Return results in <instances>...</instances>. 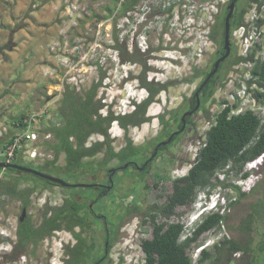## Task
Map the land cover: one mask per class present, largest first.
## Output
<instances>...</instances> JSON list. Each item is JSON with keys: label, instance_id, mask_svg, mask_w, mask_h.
<instances>
[{"label": "rangeland", "instance_id": "obj_1", "mask_svg": "<svg viewBox=\"0 0 264 264\" xmlns=\"http://www.w3.org/2000/svg\"><path fill=\"white\" fill-rule=\"evenodd\" d=\"M168 1L171 2L172 0H140L132 11L125 15L116 16L115 21H113L112 18L97 19V16L106 13L104 5L109 0H0V47H2L0 52V127L2 124L8 125L21 114H27L38 109L47 101H50L47 119L48 121H56L55 109L63 87L73 86L76 81L77 86L83 88L96 78L95 66L86 67L85 57L89 61L100 60L106 76H108L106 78L107 89H100L103 91L101 98H105V103H114V98L120 91L118 90V77L116 76V53L111 45L116 37L125 39L126 48H129L131 42L135 41L140 52L146 45H156L158 41H161L160 33L163 16L161 6ZM227 1L221 4L220 11L213 24L203 25L204 22L201 23L198 20L192 23L188 11L185 10L183 15L186 19L183 22V28L178 32L182 39L180 47L185 48V53L179 58L181 61L177 66L170 61L150 60L152 67H161L164 70L163 73H149L153 76L154 81L155 77H158L160 81H166L174 75H177L178 78L187 76L190 75L192 67L203 69L206 66L218 44L216 40L209 37L213 41L214 49L206 50L204 47V41L206 40L204 31L207 29L211 31L218 16L222 13V8L227 5ZM183 2L190 3L187 0ZM247 2L248 0H240L239 5H245ZM117 5L119 6V3ZM248 10L244 14L242 23ZM116 13L117 11L114 12V14ZM118 24L120 25L119 35H117ZM136 28L140 30L135 31ZM137 31L139 34L136 37L135 33ZM53 42L59 43L54 49L50 47ZM83 56L85 59H81ZM66 57H70L71 61L73 60L71 62L72 66L64 64ZM241 67L243 68V66ZM133 68L137 69V66ZM86 69L88 70L86 71ZM170 69L175 72L168 73L167 71ZM232 70L229 75L232 82H229L226 87H220L221 92L215 91L218 97L221 93L225 95L229 91L237 90L240 86L239 76L234 72V69ZM70 77L74 78L70 79ZM135 85V81H132L131 87L126 86L130 97L140 98L145 96L146 92ZM192 87L193 83L184 81L178 87L162 91L159 98L153 100L147 107L146 112L150 117L149 121L130 129L129 135L133 140L138 142L155 133L159 128L158 116L175 107L181 96L188 95ZM125 103L127 104L126 101ZM120 106L121 109L117 106L113 107V111H127L129 109L128 106ZM105 110L106 107L103 108V111ZM255 112L261 118L264 117V105L261 108H255ZM206 122L207 119L201 115L196 117L195 129L200 134H202ZM110 126L111 136L121 137L123 129L118 123L113 121ZM196 145H199V143H196ZM195 147L193 146L192 153ZM62 163L61 156L57 165ZM242 169H248L246 164L243 165ZM0 176L4 178L7 175L0 173ZM250 177L249 175L248 178ZM251 179H254V177ZM218 180L223 182L224 185L228 183L238 185L244 191H247L250 185H247L248 179L242 182L234 172L229 176L219 172L210 181L216 186ZM30 184L33 185V189L37 194H32L34 198H32L28 210L32 221L37 223L43 203L45 201L49 204L60 203L66 197L68 190L66 187L53 185L42 187L39 183L31 180L20 181L18 186L22 187ZM224 185L220 184L221 188ZM209 186L212 185H207L205 189ZM219 193L225 201L224 205L219 206V212L226 214V220L221 222L218 227L202 233L196 241L191 243L188 254L192 258V264H197L194 251L199 246L202 247L210 237L216 236V242L218 243L222 237L226 236L229 227L236 226L239 217L249 206L247 197L242 196L234 202L231 210H228L231 197L236 195L235 191L229 188L226 192L221 189ZM197 194L198 191L196 196ZM176 209L177 212L182 214L173 219L183 222L187 215L191 213L192 205ZM19 212V203L15 199L8 202L5 208L0 211V261L2 255L10 250V242L14 240L15 220ZM55 235L39 241L33 247L28 246L24 254L20 255L15 261L2 264H63L65 260L62 253L63 245L71 240V236L65 231L58 232ZM151 235L152 227L150 224L142 221L138 222L137 219L131 221L125 226V237L113 246L111 250L112 261L109 264H141L143 253L139 248V243L142 239L150 238ZM208 249L212 253V259L205 261L204 264H228L229 258L232 257L225 246L217 252L211 247ZM252 256L255 260L254 264H264L263 254Z\"/></svg>", "mask_w": 264, "mask_h": 264}, {"label": "flooded vegetation", "instance_id": "obj_2", "mask_svg": "<svg viewBox=\"0 0 264 264\" xmlns=\"http://www.w3.org/2000/svg\"><path fill=\"white\" fill-rule=\"evenodd\" d=\"M167 3L164 4V7L161 6V14L163 15L160 33L161 41H158L156 45H146L141 51L143 55L138 54V48L134 41L127 48L131 55L130 57H126L123 54V49L126 45L125 39L115 38L113 49L116 53V76L118 77V90L120 93L114 98V103H105V98H101L103 93L101 90H105L108 87V83L106 82L108 76H106L100 60L89 61L85 57L86 67L95 66L96 78L91 80L83 88L85 92H88L92 90L95 82L98 83V95L95 98H99L101 101L102 106L99 108L101 115L108 114L109 110L113 111V107L117 106L121 109L120 105L127 106L129 102L136 100L135 97H130L126 89L127 85L131 87L132 81H135V86L146 92L145 96H141L139 99V102H142L147 97V88L142 84V81L147 82L153 89L162 87L155 93L153 97V100H155L159 98L162 91L164 92L172 87H178L184 81L189 83L185 78H189L196 73L194 67H192L190 75L179 78L177 75H174L166 81H160L158 77H155L154 81L153 76L149 74L151 72L155 74L164 72L161 67H152L150 60L170 61L177 66L181 61L179 58L185 53V48L180 47L182 39L178 33L183 28L184 17L174 18L172 15L174 4ZM119 26L118 24L117 35L120 34ZM138 29L136 28L135 31ZM138 34L139 32L137 31L135 36L137 37ZM218 57L220 56H212L203 69L197 68L199 69V74L190 82L193 83L190 93L181 96L180 101L175 107L168 109L165 114H161L163 115L162 119L159 117L161 115L158 116L159 128L152 135L138 142L134 141L129 135L130 129L149 121L150 117L146 111L150 102L143 116L139 117L134 115L126 117L129 121L125 125L127 132L122 128L123 134L119 138L111 136L109 132L111 123L107 120L103 121L102 125L106 127L107 133L104 132L103 127H89L90 130L84 142L87 150L83 152L81 160L75 167L66 169L58 168L56 165L51 164L52 155L50 153L49 156L47 154L48 151H46L45 156L35 161H23L20 158L13 161L12 163L24 165L46 174L61 178L65 177L64 179L68 182V186L58 184L53 186L66 187L68 193L58 204H49L45 201L42 205L40 218L37 223L32 221L28 210L29 204L32 202V198H34L32 194L36 193L34 189L28 196L27 204H25L24 197L17 199L20 212L16 215L14 240L10 242V248H13V245L16 243V229L22 228L27 220L30 219L33 227H35L42 224L44 217L48 219L53 215V209L46 216L43 215L46 204L51 205L53 208L56 205L69 203V206L74 204L78 207L77 214L75 215L76 222L72 225V221L70 222L67 219L60 226H55V222H52L53 227L50 233L44 235L41 240L56 236L55 234L58 232H68L71 240L63 245L62 251L65 260L68 258V254L64 252L65 246L75 247L79 243V238H83L85 240V251L90 256L87 259L84 257L79 264H109L112 261L111 250L113 246L125 237V226L134 219H137L138 222L142 220L141 212H135L133 210L134 207L145 209L147 206L154 204H166L171 200L175 183L183 185L191 181L192 168L197 161L199 149L196 143L198 144L201 141V134L195 129L196 117L201 115L207 121H211L210 127H212L216 124L218 115L226 108H228L226 112L228 118L244 112H234L227 99H225L226 95H222L221 99L217 100L214 93L212 96L213 100L210 99L207 102L204 100L205 93L212 85V82L209 83V79L213 75L204 84L203 82L208 73L213 69ZM134 66H137V69H134ZM167 72L174 73L175 71L170 69ZM217 72L218 76L225 77L223 82L226 87L231 80L229 78L231 70H227L226 66H218ZM241 80L243 81L242 78ZM249 80L245 81L248 92L263 106L264 79L261 78L258 82L253 81L248 85ZM196 91L198 95H196ZM197 104L198 107L195 109ZM104 107H106L105 111H103ZM206 109L209 110V116L205 114ZM128 111L130 110L113 112L118 115H125ZM253 113L258 115L255 112ZM141 117H145V120L139 125L132 124ZM96 118L97 116L94 117V119ZM191 133L193 134L191 135ZM193 146H196L195 149L197 150L195 155L191 152ZM109 147H113V150H109ZM242 167L239 168L238 165L232 166L228 162L224 167L219 168L215 172V175L222 172L226 176L234 172L242 182L247 180L249 175L252 178L254 177L247 191L241 190L240 186H235L232 183L225 185L226 188L234 190L236 194L231 197L228 210H231L232 205L239 197H247L249 200V206L239 217L236 226L229 227L226 236L222 237L216 243L220 244L224 241L227 249L232 250V257L229 258L230 264L242 263L249 254L259 255L264 253V160L257 166V169L247 171L243 170ZM2 173H5L7 176L4 178L0 176L1 180H14L16 177L18 185L20 181L24 180L39 183L42 187H49L53 183L30 172L20 170L15 172L5 168ZM22 187H33V185H23ZM195 198L196 196H194L192 202ZM179 207L182 206L179 205L177 208ZM49 229L50 224L48 227L47 225L45 227L46 231ZM116 234L118 235L117 238H115ZM29 246L33 247L35 245L29 244ZM213 246L211 247L212 249ZM206 250L211 252L208 248ZM22 254H24V251ZM4 255L5 253L1 257L0 264L8 262L4 261ZM16 259L17 257L14 256L12 261Z\"/></svg>", "mask_w": 264, "mask_h": 264}, {"label": "trees", "instance_id": "obj_3", "mask_svg": "<svg viewBox=\"0 0 264 264\" xmlns=\"http://www.w3.org/2000/svg\"><path fill=\"white\" fill-rule=\"evenodd\" d=\"M140 0H109L104 5L105 14L97 16L99 20L112 18L115 21L116 16L125 15L132 11ZM231 0L227 1V4ZM257 0H248L244 5H239L240 0H237L232 16L230 18V39L232 30L239 26L244 18V14L251 7L252 3ZM119 3V6L117 5ZM117 11L116 14L114 12ZM227 13L226 6L222 8V13L218 16L216 23L212 27L208 36L217 42V48L212 56H221L224 53V18ZM264 23L263 18L258 20V24ZM231 41V40H230ZM114 48V45H111ZM2 47H0V52ZM138 54L143 55L139 50ZM123 54L130 57V52L124 46ZM248 60H253V52L244 57L237 54V49L231 41L230 53L221 63L220 67L226 66L227 70L234 69L235 66L240 65ZM226 64V65H225ZM196 73L189 78H185L188 82L199 74V69L194 66ZM251 82H258L259 79H264V60H255L251 67ZM215 78H217L215 80ZM212 82L209 90L205 93L204 100L207 102L212 99L213 94L219 87H224L223 77L215 73L210 79ZM142 84L147 88V97L144 101L135 103L134 109L128 111L125 115L115 114L109 110L106 115L99 113V108L102 106L100 99L95 98L98 95V83L93 84L92 90L85 92L84 88H78L75 85H67L63 87L60 97L57 101L55 109L56 123L50 120L49 125H44V132L51 133V138L45 140L44 149L51 153L52 158L50 163L56 165L58 168L75 167L81 160L83 152L87 150L84 145L89 127L100 126L103 127L104 132L107 133L106 127L102 126L103 121L107 120L109 123L116 121L121 128L127 132L125 125L127 124L128 116H143L147 105L153 101L155 93L162 87L153 89L147 82L142 81ZM234 107L236 104L233 105ZM228 108L224 109L217 118L214 126L210 127L205 132V138L202 145L198 149L197 161L192 168V179L183 185L175 183L173 192L171 194L170 202L166 204H154L147 206L145 209L141 207H134V211H140L142 214V222L148 223L152 227V235L150 238L142 239L139 243V248L143 253V261L141 264H192V258L188 254V249L192 242L204 232L218 227L221 222L226 220V214L219 211L207 215L202 222L193 231V235L181 239L184 231V224L174 217L180 216L181 212H177L176 208L180 206H188L191 204L196 191L199 188H204L207 185L214 186L211 183V178L215 172L224 167L228 162L232 166L238 165L239 168L251 160L256 159L264 153V118L253 113L252 110H246L243 113H238L227 117L226 112ZM206 116H209V110L206 109ZM25 114L16 117L15 120L22 121ZM97 116L96 119L94 117ZM161 119L163 115L159 116ZM145 117L139 118L135 123L139 125ZM86 128V129H85ZM13 133L12 129L9 132L0 136V149L9 142V135ZM201 138V136H200ZM113 150V147H109ZM62 156L63 163L57 165L59 158ZM0 161H4L0 157ZM5 169L0 168V173ZM7 170L15 171V169L7 168ZM218 184L224 185L223 182L217 181ZM216 183V184H217ZM52 185H57L52 183ZM33 191V187H19L17 178L14 180L0 179V211L5 208L6 204L11 200L25 198V204L28 203V196ZM25 193L24 195H22ZM182 194V196H180ZM53 209L54 212L48 219L44 217L42 224L33 227L32 222L26 221L22 228L15 231L17 237L13 248L5 253L4 261H12L13 257L17 258L29 246V244L36 245L44 235L49 234L53 227L60 226L65 220L72 221V225L76 222L75 215L77 209L74 204L69 206V203L63 205H56L52 208L51 205L46 204L43 215L46 216L49 211ZM50 224V229L45 230ZM117 234L116 237L117 238ZM114 238V239H115ZM79 243L75 247L65 246V254L68 258L63 264H79L84 257L89 258L90 254L86 253L85 240L79 238ZM222 241L220 244L213 246L214 251H219L223 246L226 247ZM229 254L232 255V250L229 249ZM264 255V253H262ZM249 254L245 260L240 264H254L255 260ZM212 259V253L203 249L197 259V264H204L205 261Z\"/></svg>", "mask_w": 264, "mask_h": 264}, {"label": "built area", "instance_id": "obj_4", "mask_svg": "<svg viewBox=\"0 0 264 264\" xmlns=\"http://www.w3.org/2000/svg\"><path fill=\"white\" fill-rule=\"evenodd\" d=\"M183 1L186 0L168 1V3L174 4V8L172 10L173 17L177 19L178 17L183 16L185 21L186 17L183 13L187 10L189 13V19L192 23H195V20H198V22H204L203 25H205L210 23L213 24L215 22L216 16L220 11V6L226 0H187L190 1L189 4L184 3ZM162 7H164V4ZM263 16L264 0H257L253 2L249 8L244 22L234 28L231 33L230 40L236 47L237 54L239 56L246 57L253 52V60H248L234 67V72L239 76L240 86L235 91L225 93V99H227L234 112L245 111L248 109L255 112V108L262 107L256 98L252 97L248 92V87L245 81L249 80L251 77L250 70L254 61L264 60V23L258 24V20L263 18ZM209 33L210 31L208 29L204 31V36L206 37L204 47L206 50L211 48L214 49L213 41L209 39L208 36ZM58 45V42H53L50 47L54 49ZM201 51L202 50L200 49V52ZM81 59H85L84 56L81 57ZM71 62H73V60L71 61L70 57H66L64 60V64L66 66H72L73 64L71 65ZM241 66H243V68ZM71 78L72 77H70V79ZM241 78L243 81H240ZM229 82L231 83L232 79ZM73 84L79 88L76 81ZM221 88L219 87L217 90L221 92ZM215 97L217 100L221 99L222 93L220 97L215 94ZM234 104H236L235 107L233 106ZM49 107L50 101H47L38 109L25 114L22 121L14 119L11 123H8V125H1L0 136L6 135L9 132V129L13 130V133L9 135V142L3 147V149H0V157L4 161L13 162L18 158L23 161H35L46 155L44 142L45 140H49L51 138V133L44 132L43 129L44 125H49L51 123L47 119ZM53 122L56 123V121ZM210 126L211 121H207L201 137H205V132L210 128ZM196 151L197 150L194 149L193 155L196 154ZM47 154L50 156V152H47ZM262 155H264V153L256 159L247 162L246 165L251 169L257 167L264 160V158L261 157ZM252 180L253 179L249 178L247 185L251 184ZM189 236H191L189 232H184L182 233L181 239H185V237ZM200 252L201 247L199 246L196 251H194V254L199 255Z\"/></svg>", "mask_w": 264, "mask_h": 264}, {"label": "clouds", "instance_id": "obj_5", "mask_svg": "<svg viewBox=\"0 0 264 264\" xmlns=\"http://www.w3.org/2000/svg\"><path fill=\"white\" fill-rule=\"evenodd\" d=\"M140 98H136L134 102H129L127 106L129 107L128 110L134 109L135 103H139ZM123 105V104H122ZM205 137H201V141L199 143V147L202 145V141L204 140ZM264 158V155L261 156ZM261 164V163H260ZM259 164V165H260ZM246 167L248 170H252L249 168L247 165ZM257 169V167L253 168ZM252 178V177H250ZM249 179V178H248ZM218 187V189H217ZM223 189L225 192L229 190V188H226L225 185L220 186V184L216 186H209L208 188H199L197 189L198 194L195 198V200L190 204L192 205V210L189 215H187L186 219L182 222L184 224V231L183 233H190L192 235V232L197 228V226L202 222V220L209 214H212L214 212L219 211V206H222L225 204L223 196L220 195L219 190ZM196 191V192H197ZM216 236L210 237L204 245L201 247V251L203 249L212 247L215 245L216 242ZM186 238V237H185ZM62 254V253H61ZM198 254V253H197ZM199 255L194 254L195 259L197 260Z\"/></svg>", "mask_w": 264, "mask_h": 264}, {"label": "water", "instance_id": "obj_6", "mask_svg": "<svg viewBox=\"0 0 264 264\" xmlns=\"http://www.w3.org/2000/svg\"><path fill=\"white\" fill-rule=\"evenodd\" d=\"M237 0H231L227 5H226V9H227V13L225 15L224 18V44H223V48H224V53L217 58V60L214 63V67L213 69L208 73L206 79L204 80L203 84L212 76L216 73L218 66L220 64V62H222L226 57H228L229 53H230V47H231V41H230V18L232 16L233 10L235 8V4H236ZM196 95H198V92L196 91ZM199 102V101H198ZM198 107V104L196 105L195 109ZM0 168H15L17 170L20 171H25V172H30L36 176H39L41 178L47 179L50 182L56 183L58 185L61 186H68V182L65 181L63 178L61 177H57L54 175H50V174H46L44 172H41L39 170L24 166V165H20L17 163H12V162H8V161H0Z\"/></svg>", "mask_w": 264, "mask_h": 264}]
</instances>
